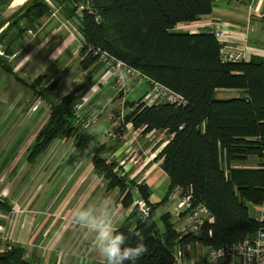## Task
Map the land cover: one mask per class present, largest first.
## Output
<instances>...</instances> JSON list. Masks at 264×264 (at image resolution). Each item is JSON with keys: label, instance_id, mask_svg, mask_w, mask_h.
I'll return each mask as SVG.
<instances>
[{"label": "trees", "instance_id": "trees-1", "mask_svg": "<svg viewBox=\"0 0 264 264\" xmlns=\"http://www.w3.org/2000/svg\"><path fill=\"white\" fill-rule=\"evenodd\" d=\"M11 1H0V13ZM62 2L67 6L65 11L75 15L78 0ZM213 2L90 0L91 12L81 11L77 17L84 49H100L184 99L179 106L125 102L128 113L115 129L119 136L127 125L144 134L163 130L170 136L160 154L161 170L170 182L160 203L151 204L149 187L126 181L121 167L103 156L105 147L95 145L94 135L85 133L90 125H76L72 104L80 103V94L72 90L58 96L59 78L42 85L44 77L39 76L28 85L33 97L49 108L47 121L31 146L30 160L37 158L53 139L71 138L69 162L89 160L93 173L107 182V189L118 190L124 209L131 208L134 202L129 187L135 188L139 199L151 206L148 217L139 216L132 207L116 229L127 237L126 246H135L138 237H143L148 251L136 264H176L174 252L179 246L199 243L215 249L241 244L254 237L260 226L249 216L248 206L264 203V61L251 58L246 63L224 64L220 47L211 35L172 31L178 24L209 15ZM49 13L47 2L37 0L10 27L23 21V30L37 28ZM218 90L242 93L218 99ZM250 157L259 160L256 168L234 166ZM174 189L188 194L193 206L201 205L209 213L211 222L198 233L181 235L166 214L160 217L162 230L157 227L155 209ZM0 210H8L2 201ZM0 264L29 263L22 249L9 247L0 251Z\"/></svg>", "mask_w": 264, "mask_h": 264}, {"label": "crops", "instance_id": "crops-1", "mask_svg": "<svg viewBox=\"0 0 264 264\" xmlns=\"http://www.w3.org/2000/svg\"><path fill=\"white\" fill-rule=\"evenodd\" d=\"M44 1L51 5L48 0ZM213 1V9L209 15L203 16L195 22L178 24L172 31L199 34L202 32L207 33L209 30H222L226 32V42L224 44L217 42L219 47L234 50L237 45L242 43L243 40L241 38H243L248 47L249 58H258L264 61V0ZM57 6L60 7L59 11L55 10L57 17L47 16L43 18L32 36L24 35L20 38L25 40L27 45L19 51V54H24L25 56L33 53L35 62L44 58L52 64L64 63L66 65L65 69H67V67L73 65L67 61L69 52L72 51L74 53L72 49H78L77 47L82 45L83 40L79 34L78 25L74 20L75 15L71 16L68 13V9L65 11L63 5ZM10 28L4 30L1 36ZM42 41H47L48 46L46 49L38 51L37 46ZM74 44L77 46H74ZM56 48L60 50L57 59H49ZM31 61L22 59L18 61L17 65L22 68ZM80 62L81 59L79 58L77 64H80ZM99 67L95 63L89 66L87 70L90 75L85 69L86 75L83 81L88 80L89 82L92 80L94 83H103L105 88H112L111 84L116 73L109 70L103 71ZM4 75L10 76L8 73L0 71V77L3 76L1 79L6 81L4 88H2V83H0V152L4 151L7 144L9 145L11 138H15L5 134L7 127L13 126L10 130H16L21 126L23 128L25 124L23 123V117H21L22 113L29 115L28 117L37 115V113L26 112L27 107L22 110L20 105L27 103L29 94L23 91L16 81L5 79ZM132 84L134 82H126L129 92L135 93V88L140 95L137 100L132 101H128L126 99L127 95H125L123 98L124 102L140 101L145 106L161 104L153 99L151 102L146 83H137L133 88ZM241 93V91L237 90H218L216 97L218 99H229L239 97ZM97 105L98 103L91 114L85 109L89 116L88 119H93L91 126L97 124L95 127L97 131H101L103 128L109 133L106 135V131H104L102 132L104 133L103 135L102 133L93 134L95 141L105 147L103 156L108 160L112 159L118 163L121 162L122 165L120 167L123 171L130 174V177H141L144 179L151 191L159 180L161 182L155 188H162L166 180L169 182V179L161 170L162 159L160 154L170 140V136L163 130H155L144 134L142 130H134L131 125L126 126L122 136L112 134L110 131L115 126V123L110 120L111 109L103 108L101 104V107ZM123 108L126 109L124 105ZM48 114L49 112H47L45 120H47ZM104 115L105 117H103ZM30 139L32 140V138ZM14 144L19 145V140ZM259 164L260 162L256 157H250L247 161H240L234 166L236 168H256ZM78 166L79 168L75 170H62L57 179L60 183L63 181V186L67 193L65 202H59L58 184L56 191L52 190L48 193L53 195L57 192L56 195L58 197L55 200L51 196L38 198V193L32 189L29 192L27 190V196L31 195L34 201L29 200L25 203V198L20 196L21 188L19 185H9L0 180V190L2 189L3 194H5L2 197L3 202L8 206L7 211L0 210V251L9 247L20 248L23 250L24 259L29 264H104L103 257L93 247L94 234L73 222L71 209L73 207H87L88 205H92L95 208L99 206L100 201L107 200L113 212V226L117 229L128 217L132 207L129 209L122 207L116 197L119 192L116 189L107 190V182L103 177L96 176L93 173L90 161L86 160ZM15 176L17 178L19 175L15 174ZM1 177L4 178L5 175ZM4 185L9 186L6 187ZM11 189L12 191L10 192ZM168 189L169 186L167 187V192ZM63 195L64 192L61 196ZM179 197V189H174L167 200L155 209L156 212L161 208V211H164L162 215H169V221L174 227H181L183 224V218H179L176 211ZM137 199H139L138 195L134 197V200ZM149 202L151 204L160 203L159 200L158 202L152 201V194ZM15 209L24 210V212L18 214L14 212ZM55 213L61 214L62 218L57 217ZM248 214L256 219L259 214V207L249 205ZM157 227L162 230L161 220ZM209 251L210 248L208 246L199 243L179 246L174 252L180 253L179 262L176 261V264H245L242 258H237L234 261H211L208 258Z\"/></svg>", "mask_w": 264, "mask_h": 264}, {"label": "rangeland", "instance_id": "rangeland-1", "mask_svg": "<svg viewBox=\"0 0 264 264\" xmlns=\"http://www.w3.org/2000/svg\"><path fill=\"white\" fill-rule=\"evenodd\" d=\"M48 1L51 3V5L48 4L50 12L49 16H52L53 18L58 16L55 14V10L59 11L60 8L57 5H63L64 9L67 8L66 4H64L62 0ZM24 25V22L21 21L17 25L12 26L8 31H6L3 36L0 37V71H4L6 72V74L8 73L11 77L4 75V78L16 81L19 84V87H21L23 91H26L27 94H29L27 103L20 105L22 106V110L27 107L26 112L37 113V115L34 117H28L29 115L22 113L21 117H23V123L25 124L23 128L21 126L16 130H10L13 126L7 127L5 134H8L15 138H11L9 145L7 144L4 148V151L0 152V180H3L6 184L9 185H19L21 188L20 196L25 198V203L29 200H33L31 195L27 196V190L29 192V190L32 189H34L38 193V198L51 196V198L55 200V198L58 197L56 195L57 192H55V194L53 195H50L48 193L49 191L55 190L58 184L57 187L59 190V202H65L67 198L65 197V195L67 193L63 186V181L60 183V181L57 179L59 178L62 170L78 169V165L85 161L69 162L71 161V159H69V156L71 155L73 150V139L71 138L53 139L37 158H35L34 160H30L31 146L38 137L41 128L47 121L45 120V117L47 112H49V108L44 101L37 100L33 97L32 92L28 89V85L31 84V82L39 76L44 77L42 85L48 84L54 79L59 78L57 95L62 96V93L68 90L70 87L71 91L74 90L76 93L81 95L79 104L83 105L84 103V109L82 107L80 111L75 112L76 125L81 124L82 122L83 125H86L87 120H90L88 119L89 116L86 112V109L88 110L89 114H91L94 111V108H96V104L98 103V107H101L102 105L103 108L111 109L110 120L115 123V126L111 129L110 132L115 135V129L122 123L123 117L128 113V110L123 108V105L125 103L123 99L124 96L127 95L126 99L128 101H132L135 99L137 100L140 94L139 92H136L135 88V93H130L126 85L125 87H121L118 84L116 76L115 78L113 77L114 81L111 84L112 88L114 89L105 88L104 84L100 82L94 83L92 80H90L89 82L88 80L83 81L86 75L85 69L87 70L93 63L97 64V66H100L99 68H102L103 71L106 70L104 63L92 58L87 50L83 48V46L77 47L78 49L74 48L75 50L72 49L74 53L72 51L69 52V58L67 61L68 63H72L73 65L67 67V69H65L66 65L64 63L61 64L60 62H58L57 64H52L44 58L38 59L36 62L33 60L24 65L22 68L19 67L17 63L18 61L22 60L24 56V54H19V51L27 45L26 41L20 38H22V36L24 35L32 36L35 33L36 29L39 27H34L31 30H23ZM74 46L77 45L74 44ZM79 58L81 59V62L80 64H77ZM93 72L94 70L92 71V74ZM88 75H90V72H88ZM2 77H0V83H2V88H4L6 81L4 79H1ZM137 83L138 82H134V84H132V88ZM92 85H95V91L91 92L87 97H84V94L89 91ZM99 102L101 105L99 104ZM103 117H105V115ZM96 125L97 124H94V126L91 127L95 128ZM35 128H37L36 131ZM103 134L104 133H102V135ZM108 134L109 133H107L106 131V135ZM30 138H32V140ZM17 140H19V145L14 144ZM95 145L101 146L102 144H99L95 141ZM110 161L113 160L110 159ZM116 163L118 164V167L122 165L121 162ZM82 169H84V167H82ZM120 172H122L126 181H134L137 184H146L145 180L141 177H130V174H127L125 171H123V169ZM15 174H18L19 176H17V178L16 176L14 177ZM3 175H5L4 178L1 177ZM56 180L57 183L55 184ZM13 182L15 183L12 184ZM160 182L161 180H159L157 184ZM9 185L4 186L7 187ZM156 185L152 187V201L158 202L159 200L160 202V200H162L167 193L169 182L168 180H166V183L160 189H156ZM12 189L10 190V192L12 191ZM129 189H131L133 198L138 195L135 188L129 187ZM63 192L64 195L61 196ZM3 195L5 194H3V190L1 189L0 201L2 202V197H4ZM116 197L117 201L120 202V193H117ZM14 212L19 214L24 212V210L15 209ZM56 213L55 215L57 217L62 218L60 216L61 214L58 215ZM162 213H164V211H161V208H159L153 215V219L157 224L160 223V216L162 215Z\"/></svg>", "mask_w": 264, "mask_h": 264}, {"label": "built area", "instance_id": "built-area-1", "mask_svg": "<svg viewBox=\"0 0 264 264\" xmlns=\"http://www.w3.org/2000/svg\"><path fill=\"white\" fill-rule=\"evenodd\" d=\"M89 2L90 0H78L74 18L77 25H79L77 17L81 11L85 10L91 12ZM207 34L211 35L219 44H224L226 42V32L222 30H209L207 31ZM241 39L243 40L242 43L237 45L236 49L234 50H228L225 47H220L219 54L222 63L239 64L249 61L250 58L248 55V47L245 44V40L243 38ZM82 46L83 48L85 47L83 43L81 47ZM86 50L92 58L104 63L106 70L116 73L118 84L121 87H125L127 81L138 83L144 82L147 84V92L148 96H150L149 99L151 102L153 99L160 103L169 105L179 106L184 104V99L179 94L161 86L158 83L148 81V79L140 74L137 70L129 67L122 61L111 57L100 49L86 46ZM92 123L93 119L87 120V124L85 126H89ZM132 207L136 210L139 216L148 217L151 214V206L141 199L134 200ZM176 211L179 213H184L182 226L175 227V231L181 235L196 234L200 231L205 223L211 222V217L209 216L207 210L201 205L193 206L188 194H180L179 200L176 204ZM256 220L260 226L254 237L251 239H246L241 244L232 246L221 245L218 248L210 249L208 252L209 260L234 261L237 258H242L244 259L245 264L248 256L252 257L253 264H256V259L258 256L264 260V203L259 206V214L256 217ZM222 253L223 255H221ZM174 257L175 261L179 262L180 253H175Z\"/></svg>", "mask_w": 264, "mask_h": 264}, {"label": "clouds", "instance_id": "clouds-1", "mask_svg": "<svg viewBox=\"0 0 264 264\" xmlns=\"http://www.w3.org/2000/svg\"><path fill=\"white\" fill-rule=\"evenodd\" d=\"M48 46L47 41H42L37 46V50L46 49ZM59 49L56 48L52 55L49 57L51 60H56L59 54ZM24 61L33 60V53H29L23 56ZM68 90L62 93V96H66L70 92ZM95 91V85H92L89 91L84 94L87 97L91 92ZM83 107L82 104L73 102L72 109L74 112H78ZM106 131L103 129L97 131L94 127L85 129L86 134H99ZM87 151V149L85 150ZM71 216L73 222L94 234L93 247L101 257H103L105 264H136V261L144 256L148 248L143 242V237H138V242L135 246H126L127 237L118 232L113 226V212L107 200L100 201L98 207L88 205L87 207H73L71 209ZM223 255V253L221 254ZM246 264H253L252 257L248 256ZM256 264H264L259 256L256 259Z\"/></svg>", "mask_w": 264, "mask_h": 264}, {"label": "water", "instance_id": "water-1", "mask_svg": "<svg viewBox=\"0 0 264 264\" xmlns=\"http://www.w3.org/2000/svg\"><path fill=\"white\" fill-rule=\"evenodd\" d=\"M13 1L0 13V33L8 29L14 20L22 16L37 0H26L16 7H12Z\"/></svg>", "mask_w": 264, "mask_h": 264}, {"label": "bare ground", "instance_id": "bare-ground-1", "mask_svg": "<svg viewBox=\"0 0 264 264\" xmlns=\"http://www.w3.org/2000/svg\"><path fill=\"white\" fill-rule=\"evenodd\" d=\"M24 1H26V0H14L13 3H12V7L19 6V5H21ZM177 212H178V211H177ZM178 216H179V218H183V217H184V213H179V212H178Z\"/></svg>", "mask_w": 264, "mask_h": 264}]
</instances>
